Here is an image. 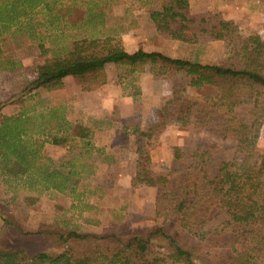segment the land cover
Masks as SVG:
<instances>
[{"label": "trees", "instance_id": "1", "mask_svg": "<svg viewBox=\"0 0 264 264\" xmlns=\"http://www.w3.org/2000/svg\"><path fill=\"white\" fill-rule=\"evenodd\" d=\"M101 1L0 0V34L36 11L43 13L42 24L48 30L71 37L69 46L56 48L53 57L38 67V76L26 81L21 95L60 89L67 77L83 82L97 79L107 65L120 62L129 63L132 72L151 65L156 77L176 80L172 98L162 106L161 118L136 132L137 172L149 186L157 188L155 216L171 222L154 230V235L166 241V250L138 235L123 240L118 235L69 227L53 229L43 223L36 234L55 235L62 251L52 254L0 248V264H197L204 253L205 264H264V154L259 157L258 150L264 125V40L258 34L243 35L234 20L221 14L194 13L189 0H145L144 4L150 21L164 37L186 43L230 41L226 60L203 63L160 51L130 52L120 38L95 36L89 31L78 38L83 29L87 32L90 26L105 24L104 8L109 4L101 5ZM83 7L81 23L72 22L68 16ZM6 63V69H15L14 62ZM205 85L219 86L218 96L200 98L188 93L189 87ZM1 115L0 161L8 174L22 175L31 188L65 194L75 193L82 179L93 174L92 166L82 164L78 155L53 159L42 152L45 143L62 145L72 136L83 140L85 158L95 147L89 126L78 124L71 128L76 133H69L71 123L63 107ZM173 120L234 139L235 155L229 160L220 158L218 148L204 142L178 146L171 170L151 171L150 147L143 141L158 138ZM123 147L125 151L127 147ZM6 222L12 225L9 219ZM14 226L22 227L18 223ZM189 235L197 239L196 244L189 241ZM221 242L226 245L220 246Z\"/></svg>", "mask_w": 264, "mask_h": 264}, {"label": "rangeland", "instance_id": "2", "mask_svg": "<svg viewBox=\"0 0 264 264\" xmlns=\"http://www.w3.org/2000/svg\"><path fill=\"white\" fill-rule=\"evenodd\" d=\"M189 1L194 13L212 11L221 14L234 20L243 35L258 34L264 40V0ZM107 2L105 24L90 26L87 32L83 29L78 38L89 35L88 31L94 32L95 36L111 35L120 38L130 52L138 49L160 51L171 57L203 63H220L230 55V41L186 43L160 35L150 21L145 0H102L100 3ZM84 11V7L83 10L76 8L68 18L81 23ZM35 12L29 14L31 18L23 16L18 25L0 34V115L15 116L24 111L34 114L63 107L65 117L71 123L69 133L74 135L76 132L71 128L78 124L89 126L93 130L91 139L95 147L85 158L83 140L72 136L62 145L45 143L42 152L53 159L78 155L82 164L88 162L92 166L93 174L84 181L82 179L75 193L65 194L29 187L22 175L8 174L0 161V248L59 253L63 245L58 237L36 234L44 223L53 229L69 227L81 232L118 235L123 240L138 235L166 250V241L154 235V230L171 222L155 216L157 188L149 186L144 175L137 172L136 132L161 118L162 106L172 98L176 80L156 77L151 65L141 72H132L129 63L120 62L107 65L97 79L83 82L67 77L60 89H40L31 95H21L23 85L38 76V67L53 57L54 50L71 43V37L63 38L59 31L48 30L42 24L43 13ZM77 32L78 29L74 33ZM6 60L14 62V70L5 68ZM146 73L148 79L142 83L141 76ZM90 85L94 87L90 89ZM137 92V96L131 95ZM219 92L216 85L188 89L190 95L200 98H214ZM155 96H160V105ZM125 98L134 101L136 111L133 117L123 120L119 100ZM170 125H174L172 130L166 131V128L158 138L143 141L150 147L153 158L150 170L153 172L172 169L178 146L193 147L204 142L216 146L220 158L229 160L235 155L236 142L232 138L196 125L183 126L176 120ZM123 146L127 147L125 151ZM258 150L261 157L264 154V125ZM106 156L111 158L108 160ZM6 219L12 225L7 224ZM16 223L22 225L21 229L14 226ZM188 239L197 243L190 235ZM226 241L230 242V238ZM225 243L219 244L224 246ZM205 256L197 264H205Z\"/></svg>", "mask_w": 264, "mask_h": 264}, {"label": "crops", "instance_id": "3", "mask_svg": "<svg viewBox=\"0 0 264 264\" xmlns=\"http://www.w3.org/2000/svg\"><path fill=\"white\" fill-rule=\"evenodd\" d=\"M141 78H142V83H143L144 80H147L148 79V74L147 73L146 74H143L141 76ZM168 85H170V84H168ZM192 88H198V87H192ZM168 91H169V93L171 92L170 90H168ZM155 97H157V98H155V99H157V101L159 99V104H157V105H160V96H155ZM133 102L134 101L131 100V99L129 100V98H125V99L119 100V109H120L121 119L124 120L125 118L133 117L134 116L136 110H135V105H134ZM146 120L147 119L145 118V122H147ZM173 127H174V125H169L167 127V130L166 131L172 130ZM152 162H153V158H152Z\"/></svg>", "mask_w": 264, "mask_h": 264}]
</instances>
